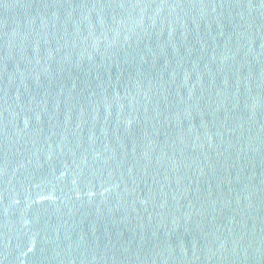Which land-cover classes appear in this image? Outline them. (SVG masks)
<instances>
[{
    "label": "water",
    "instance_id": "water-1",
    "mask_svg": "<svg viewBox=\"0 0 264 264\" xmlns=\"http://www.w3.org/2000/svg\"><path fill=\"white\" fill-rule=\"evenodd\" d=\"M0 264H264V0H0Z\"/></svg>",
    "mask_w": 264,
    "mask_h": 264
}]
</instances>
